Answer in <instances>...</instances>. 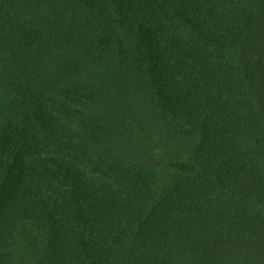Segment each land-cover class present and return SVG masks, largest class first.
Listing matches in <instances>:
<instances>
[{"label":"trees","instance_id":"trees-1","mask_svg":"<svg viewBox=\"0 0 264 264\" xmlns=\"http://www.w3.org/2000/svg\"><path fill=\"white\" fill-rule=\"evenodd\" d=\"M0 264H264V0H0Z\"/></svg>","mask_w":264,"mask_h":264}]
</instances>
